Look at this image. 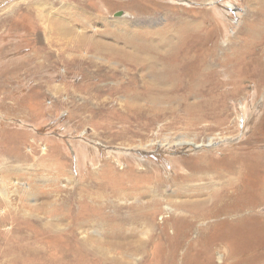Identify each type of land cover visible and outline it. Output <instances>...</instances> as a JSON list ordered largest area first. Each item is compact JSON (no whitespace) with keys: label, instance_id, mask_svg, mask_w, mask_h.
<instances>
[{"label":"rangeland","instance_id":"obj_1","mask_svg":"<svg viewBox=\"0 0 264 264\" xmlns=\"http://www.w3.org/2000/svg\"><path fill=\"white\" fill-rule=\"evenodd\" d=\"M0 168V264H264V0H0Z\"/></svg>","mask_w":264,"mask_h":264},{"label":"bare ground","instance_id":"obj_2","mask_svg":"<svg viewBox=\"0 0 264 264\" xmlns=\"http://www.w3.org/2000/svg\"><path fill=\"white\" fill-rule=\"evenodd\" d=\"M56 10H58V8ZM54 14H55V11H54ZM36 17L39 20L44 21L43 18L45 17V15H43L42 13L39 15V12H37ZM63 31L66 34L67 30L66 29L64 30V28H62L61 25H58L57 26V22H56V23H54V25H50V27L47 28V30L45 32H48V34L51 33V34L59 35ZM74 33H75V30H74ZM69 35H70V33H69ZM152 41H153V39H150L149 43L152 44ZM144 43L146 44V45L143 46V48H145L144 52H147V53L151 52L150 49H149L151 47V45L148 42H144ZM98 54H100V52H95V54H93V55H98ZM28 59H27L26 62H28ZM37 59H39V58H37ZM134 59H135L134 62L136 64V66L137 67L139 66V68L142 69L143 72H144V75L141 77V79H142V85L143 86L141 85L142 87L140 88L139 91L133 90L132 92H130L127 95V97L130 98L131 100H134V101L135 100H139L140 97H143V98L148 99V100L150 99L149 102L153 101L154 104H157L158 103V100H160V99L157 96H155V94H153V91H151L148 86H150L151 89H152L153 86L156 85V84L153 85L154 83H158V82H166L167 83V82H169L170 76L168 74V71L167 72L164 71V72L156 73L155 70L152 69L153 68V65H154L153 62L147 56H136ZM109 63H111V62H109ZM37 80H35V81H37ZM145 83H147L148 86L144 85ZM141 89H143V91ZM155 92L157 93V91H155ZM152 96H154V97H152ZM209 142H211V141H209ZM29 162H30V160H29ZM41 167H42V165H41ZM0 169H2V168H0ZM4 169H6V168H4ZM185 187L186 186H181V188H185ZM137 192H139L138 189H137ZM50 207H49V209L46 208V210H44V211H32V212H27L25 210L24 211H21V210H16V211L15 210H12V212L16 214L14 217L12 216V218L17 219L19 222H26V223H29L30 222V223H34L36 225V228L38 230H40L41 235L45 239L57 238V236H58V230H59L58 223H59V221L61 222L62 220H66L67 217L59 218L55 214L56 212L53 211V209L50 210ZM251 210L253 211L254 208L251 209ZM136 212H137V219H135L133 222H135L140 227L141 230H143L144 228H151L152 227V223H151L152 218H151V216L148 213H146V214H140V213H138L139 211H136ZM236 212H238V211H236ZM10 213H11V211H7L5 214H8V216H9ZM49 217H52V219L51 220L49 219V221H48L47 219ZM70 219L72 220V217ZM0 221H2V220L0 219ZM87 222L88 221H86V223ZM71 223L73 225V222H71ZM121 224L122 225H127V223L125 221L121 222ZM128 228L127 229H124V228L122 229V232H126L128 234V236H130V235L138 232V230L135 227L128 226ZM114 232H115V230L112 229V230H110V233L109 234L113 235ZM28 233H29L28 231H24V230L23 231H17V229H15V228L14 229H10V231H8V232L7 231L6 232L0 231V241L1 240H6V239L9 238L8 241H6V242H2L1 241L2 243H0V258L3 259L4 261L6 260V262L8 263L9 261H12V259H10V260H8V259L11 258V257H13L15 259V261L18 262L21 259V258L19 259L18 256L22 255L26 250H29V247H33V245L38 246L39 244L42 243V238L36 236L34 233H29V234ZM115 236L116 237H119V238L121 237L119 234L118 235H115ZM28 241H29V243H28ZM13 242H17V243H19V245L18 246L16 245L17 247L14 248V246L12 244ZM142 244L143 243L141 242L139 244L138 248L136 250H134L132 253H135V255H142L144 253V251L143 252L141 251V247L143 246Z\"/></svg>","mask_w":264,"mask_h":264}]
</instances>
